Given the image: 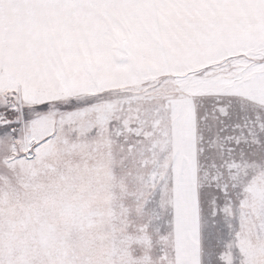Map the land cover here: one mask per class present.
Segmentation results:
<instances>
[{"label":"snow or ice","instance_id":"6c2138e0","mask_svg":"<svg viewBox=\"0 0 264 264\" xmlns=\"http://www.w3.org/2000/svg\"><path fill=\"white\" fill-rule=\"evenodd\" d=\"M0 264H264V0H0Z\"/></svg>","mask_w":264,"mask_h":264}]
</instances>
